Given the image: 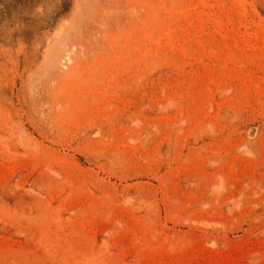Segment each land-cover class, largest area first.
<instances>
[{
	"label": "rangeland",
	"instance_id": "1",
	"mask_svg": "<svg viewBox=\"0 0 264 264\" xmlns=\"http://www.w3.org/2000/svg\"><path fill=\"white\" fill-rule=\"evenodd\" d=\"M0 264H264V0H0Z\"/></svg>",
	"mask_w": 264,
	"mask_h": 264
},
{
	"label": "bare ground",
	"instance_id": "2",
	"mask_svg": "<svg viewBox=\"0 0 264 264\" xmlns=\"http://www.w3.org/2000/svg\"><path fill=\"white\" fill-rule=\"evenodd\" d=\"M60 51V50H59Z\"/></svg>",
	"mask_w": 264,
	"mask_h": 264
}]
</instances>
